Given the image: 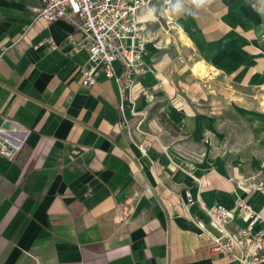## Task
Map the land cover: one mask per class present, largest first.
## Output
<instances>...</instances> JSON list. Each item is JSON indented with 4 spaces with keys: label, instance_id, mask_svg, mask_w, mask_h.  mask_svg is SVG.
Here are the masks:
<instances>
[{
    "label": "crops",
    "instance_id": "1",
    "mask_svg": "<svg viewBox=\"0 0 264 264\" xmlns=\"http://www.w3.org/2000/svg\"><path fill=\"white\" fill-rule=\"evenodd\" d=\"M247 2L174 0L166 29L162 0H151L140 13L151 38L146 73L122 96L104 75L82 84L89 54L67 43L70 22L39 18L42 0H0V132L15 145L0 155V264H237L211 253L186 214L187 193L198 200L192 216L208 226L205 210L219 204L243 202L264 218V190L186 155L201 125L188 140L160 119L186 132L205 86L264 85V32ZM191 59L206 62L210 79L187 74ZM246 226L239 215L226 230Z\"/></svg>",
    "mask_w": 264,
    "mask_h": 264
},
{
    "label": "built area",
    "instance_id": "2",
    "mask_svg": "<svg viewBox=\"0 0 264 264\" xmlns=\"http://www.w3.org/2000/svg\"><path fill=\"white\" fill-rule=\"evenodd\" d=\"M173 2L162 0L160 17L167 25H173L170 13ZM150 6L151 0H42L41 8L36 11L47 24L66 20L74 27L67 43L75 50L85 48L89 54L90 67L83 70L84 86L94 85L104 75L117 81L124 96L146 73L143 56L151 38L140 13ZM48 44L52 50L60 47L53 39ZM180 62L185 64L182 58ZM116 64L121 66V73L117 72ZM13 149L15 145L0 132V155L11 156ZM197 202L188 192L185 211L202 236L211 240L210 251L214 256H230L237 264H264V218L258 212L243 202L234 209L219 204L205 210L210 217L208 227L192 216L190 208ZM239 215L246 219L247 226L235 233L228 232L226 226ZM259 224L261 227L254 230Z\"/></svg>",
    "mask_w": 264,
    "mask_h": 264
},
{
    "label": "rangeland",
    "instance_id": "3",
    "mask_svg": "<svg viewBox=\"0 0 264 264\" xmlns=\"http://www.w3.org/2000/svg\"><path fill=\"white\" fill-rule=\"evenodd\" d=\"M245 5L251 7L259 34H262L264 0H248ZM163 25L168 29L165 21ZM171 33H175V39L172 37V40H177L182 45L186 44L182 38L185 35L182 30H180L182 41L177 30H171ZM168 38L170 36L166 37ZM187 43L190 44L188 39ZM196 63H202L207 67L205 79L193 75L191 69ZM208 67L205 61L191 59L184 69L187 74L193 75L195 82L202 83L210 79ZM143 77L144 75L140 76V79ZM204 88L208 96L195 103L198 116L195 120L187 122L186 132H179L165 116H161L162 125L168 128L174 137L184 136L188 140L195 139L194 129L201 125L205 133L198 140V144L185 151L186 155L210 168L223 169L232 175L237 185L243 184L247 190L253 192L264 190V85L240 87L218 82L212 88L206 86ZM170 103L177 105L174 100ZM172 112L174 114L176 110L173 109Z\"/></svg>",
    "mask_w": 264,
    "mask_h": 264
},
{
    "label": "bare ground",
    "instance_id": "4",
    "mask_svg": "<svg viewBox=\"0 0 264 264\" xmlns=\"http://www.w3.org/2000/svg\"><path fill=\"white\" fill-rule=\"evenodd\" d=\"M174 28V27H173ZM183 40L186 41L187 43V38L185 37V35L182 36ZM188 45H190L189 43H187ZM193 75H195V77H201L202 79H205V77L207 76V67L205 65H203L202 63H196L192 69H191ZM191 112V111H189ZM193 114V113H191Z\"/></svg>",
    "mask_w": 264,
    "mask_h": 264
},
{
    "label": "clouds",
    "instance_id": "5",
    "mask_svg": "<svg viewBox=\"0 0 264 264\" xmlns=\"http://www.w3.org/2000/svg\"><path fill=\"white\" fill-rule=\"evenodd\" d=\"M193 3L197 4V6L201 5L204 3V0H193ZM176 8L179 7V4L175 6Z\"/></svg>",
    "mask_w": 264,
    "mask_h": 264
}]
</instances>
